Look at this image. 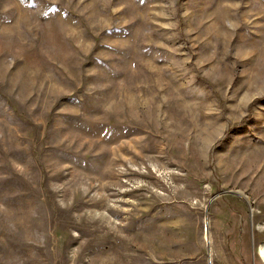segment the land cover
Returning <instances> with one entry per match:
<instances>
[{"label":"rangeland","instance_id":"obj_1","mask_svg":"<svg viewBox=\"0 0 264 264\" xmlns=\"http://www.w3.org/2000/svg\"><path fill=\"white\" fill-rule=\"evenodd\" d=\"M0 264H264V0H0Z\"/></svg>","mask_w":264,"mask_h":264}]
</instances>
